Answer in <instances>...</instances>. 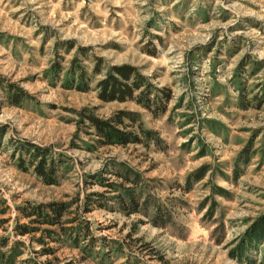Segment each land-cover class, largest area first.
<instances>
[{"label":"rangeland","instance_id":"1","mask_svg":"<svg viewBox=\"0 0 264 264\" xmlns=\"http://www.w3.org/2000/svg\"><path fill=\"white\" fill-rule=\"evenodd\" d=\"M0 264H264V0H0Z\"/></svg>","mask_w":264,"mask_h":264},{"label":"trees","instance_id":"2","mask_svg":"<svg viewBox=\"0 0 264 264\" xmlns=\"http://www.w3.org/2000/svg\"><path fill=\"white\" fill-rule=\"evenodd\" d=\"M114 73L118 77H120L121 80L112 75H109L103 80H100L98 83V97L104 101H125L129 99H135L137 102L141 103L142 100H140V98H134L133 92L140 88L142 78L137 75L133 69L130 68L115 69ZM130 80L131 82H129ZM164 97L165 99H168V94H166ZM10 99L12 101H16L18 99V96L11 94ZM145 100L148 101L147 96H145ZM87 119L94 127L96 134L100 136L105 141V143H112L113 141L120 144H126L128 142H138L137 138L135 136H132L130 132L118 131L107 122L100 121L92 116H87ZM117 123H121L120 118L117 119ZM35 155H39L41 157L35 165V172L44 181L47 182L51 177H53V165L51 163L49 167L46 166V161L44 158L45 156L43 153H41V151H36ZM52 213L53 214L51 218H49L48 216H43L41 213L36 212L37 218L35 219V221H37L38 223H58L62 215V208H52ZM20 231L21 233H25L27 229L23 228Z\"/></svg>","mask_w":264,"mask_h":264}]
</instances>
